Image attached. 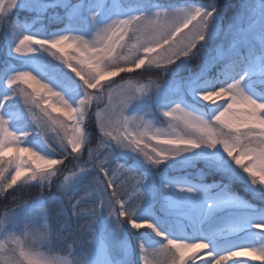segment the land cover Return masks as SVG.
<instances>
[{
    "label": "snow or ice",
    "instance_id": "obj_1",
    "mask_svg": "<svg viewBox=\"0 0 264 264\" xmlns=\"http://www.w3.org/2000/svg\"><path fill=\"white\" fill-rule=\"evenodd\" d=\"M47 8L62 29L19 19ZM0 24V264H264V0L227 24L219 0H0Z\"/></svg>",
    "mask_w": 264,
    "mask_h": 264
},
{
    "label": "rangeland",
    "instance_id": "obj_2",
    "mask_svg": "<svg viewBox=\"0 0 264 264\" xmlns=\"http://www.w3.org/2000/svg\"><path fill=\"white\" fill-rule=\"evenodd\" d=\"M73 3L76 2V0H72ZM171 2L173 3H180V0H171ZM200 2H208V0H200ZM245 0H243L240 5L238 6V10L237 12L231 16L230 18H228L227 16H224L225 18V24H227V22L232 19L240 10H241V4L244 3ZM247 2L249 3H258L259 0H247ZM44 0H41V4L43 5ZM46 11V14L43 15L42 20L40 19H33L34 17H36L37 13L32 12V11H20L18 13L19 19L23 22L27 19V22L33 25V30H37L39 29L42 24L43 26L47 27L49 31H56L57 29H62L63 25L56 23L55 21L51 20V17H55V16H63L64 15V9L62 8H47L45 9H41V12ZM3 28V25L0 24V29ZM7 40L4 39L3 35H0V48L3 49V51L6 53L7 52ZM224 42V38L223 36L220 37V39L217 40V44ZM215 47V45H213ZM225 47H227V44L225 43ZM49 59H51V57H49ZM13 65L14 66H19V64L13 60ZM65 71H67V69H64ZM123 75V74H122ZM126 79L128 78L127 76L125 77ZM117 81L119 82V77L116 78ZM132 79L134 82H139V83H147L149 81V79H151L152 81H159L161 78L158 77L157 75H155L154 73H147L144 76H136L135 74H133ZM20 126V125H18ZM158 127L161 128H168V120L167 118H164L163 116H160L159 118V122L157 123ZM243 194V193H242ZM83 199L84 201H89L90 200V193H85L83 191L80 192V195L77 197V199ZM72 203H75V201H72ZM257 207H260L261 205L259 204V202H255ZM65 204L67 205L66 207V211L68 213V215H71V206L70 204L67 203V201H65ZM92 205L89 203H85L81 205V208L84 209L85 211L91 207ZM54 215V214H53ZM62 223V221H61ZM86 223V221H79L76 222L75 220H73L72 222V229L74 231H78V225L79 224H83ZM52 221H50L49 226L51 227ZM58 226L57 221H55L54 224V228ZM52 228V227H51ZM255 233H260L259 229H255L253 230ZM264 234V233H261ZM64 235H68V233H64ZM68 243H71V241L69 240ZM133 243H135V241H133ZM52 247L55 249V253L54 254H58L61 256H67V253L62 251L63 248L66 247L65 244L62 243H56L55 241L53 242ZM42 251L47 252L48 249L44 248L41 249ZM137 258H138V250H137ZM234 261L236 262V264H261L260 261H254L249 257H236L234 258Z\"/></svg>",
    "mask_w": 264,
    "mask_h": 264
},
{
    "label": "trees",
    "instance_id": "obj_3",
    "mask_svg": "<svg viewBox=\"0 0 264 264\" xmlns=\"http://www.w3.org/2000/svg\"><path fill=\"white\" fill-rule=\"evenodd\" d=\"M243 0H219L220 3V10H221V15L227 16L228 18H230L231 16H233L237 10H238V6L240 5V3ZM39 190L37 189L36 192H38ZM36 193L34 192L33 195H35ZM11 197L8 198V201H3L0 200V214H2L5 210L6 207H10V201H11ZM54 224H55V219L52 220V224L51 227L54 228Z\"/></svg>",
    "mask_w": 264,
    "mask_h": 264
}]
</instances>
